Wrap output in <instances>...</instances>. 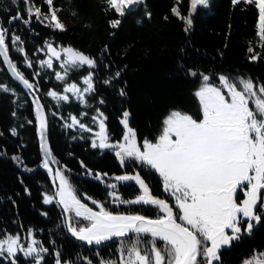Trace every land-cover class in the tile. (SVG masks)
<instances>
[{
  "label": "trees",
  "instance_id": "1",
  "mask_svg": "<svg viewBox=\"0 0 264 264\" xmlns=\"http://www.w3.org/2000/svg\"><path fill=\"white\" fill-rule=\"evenodd\" d=\"M29 2L48 12L44 0ZM54 6L61 9L58 17L66 31L47 27L34 16L30 23H23V19H28L24 0L15 3L0 0V25L8 30L6 43L12 62L37 86L35 90L46 106L51 151L59 162L57 166L65 172L82 201L97 209L92 200L103 203L113 213L151 218L160 214L155 206H143L141 211L137 204L113 202L109 195L113 190L107 185L112 184L115 176L135 172L143 173L149 188L176 209L175 199L165 191L163 180L154 169L130 158L121 165L113 150L91 147L99 131L98 120L93 118L98 112L103 113L110 139L116 142L122 140L125 131L122 114L128 111L129 126L135 130L138 142L142 144L145 139L155 142L170 111L202 117L194 95L203 82L202 75H208V82L222 89L220 75L236 83L243 77L251 78L257 85L264 84V49H260L256 36L258 9L243 2L233 6L231 0H209V6H198L193 25L186 32L185 21L174 15L172 8L179 7L181 14L187 15L190 0H180L179 4L177 0H143L123 17L114 10H106L103 0H54ZM17 13L23 19L9 22ZM113 19L121 20L117 28L110 26ZM12 36H20L22 43L13 44ZM48 44L57 49L71 46L80 50L96 60V67L83 66L65 75L61 67L64 59L56 61L51 69L41 66L40 62L49 57ZM20 47L23 52L18 51ZM249 47L260 53L261 58L251 60ZM27 61H31V67ZM191 72L197 75L192 76ZM56 73L65 75L64 80H57ZM89 73L93 76L94 91L85 94L86 102L72 93H67L69 101H57L47 95L50 91L65 94L63 89L68 83L86 87L83 78ZM0 83L15 93L0 90V238L5 234L20 235L23 241L24 237L33 236L48 249L55 263L57 259L64 263L85 257L84 250L93 248L72 241L63 228L54 200L51 204L44 203L45 194L53 195V186L51 176L41 169L37 116L29 95L12 80L1 57ZM72 116L93 131L89 133L78 125L68 128ZM12 129L16 130L15 135ZM13 157H20L22 163ZM86 169L93 174L108 175L102 182L89 181L86 179L94 175L87 174ZM137 187L133 185L128 190L118 186L116 191L120 199L132 200L140 194ZM238 197V202L243 199L239 194ZM68 220L77 227L88 223L74 213H68ZM29 231L32 236H28ZM260 253H264V217L252 238L246 236L221 251L219 264H244ZM4 261L0 257V264ZM18 262L28 264L23 258Z\"/></svg>",
  "mask_w": 264,
  "mask_h": 264
},
{
  "label": "snow or ice",
  "instance_id": "2",
  "mask_svg": "<svg viewBox=\"0 0 264 264\" xmlns=\"http://www.w3.org/2000/svg\"><path fill=\"white\" fill-rule=\"evenodd\" d=\"M103 2L106 10H114L123 17L126 11L142 4L143 0ZM242 2L258 9L256 36L260 49H264V0H231L233 6ZM24 3L28 19H23L17 13L10 17L9 22L23 19V23L28 24L34 16L47 27L58 31L67 30L58 17L61 9L54 6V0H44L48 12H43L41 7L32 5L29 0H24ZM179 3L180 0H177ZM198 6H209V0H190V12L187 15H182L179 7L172 8L173 14L185 21L186 32L193 25V14L197 12ZM109 23L112 28H117L121 20L113 19ZM7 38L8 30L0 26V57L4 58L16 80L25 88L34 90L37 86L10 59ZM18 42L22 43L20 36H12V43ZM18 51L23 52L24 49L20 47ZM47 51L50 56L40 62L41 66L51 69L53 58L60 61L63 55L65 59L61 67L65 75L69 70L83 66L96 67L95 59L71 46L57 50L48 44ZM247 51L252 54L249 57L251 60L261 58L253 47ZM27 64L28 67L32 66L31 61H27ZM65 75L56 73V79L64 80ZM119 75V72L115 73L116 77ZM191 75L196 76L197 73L191 72ZM209 80L208 75H202L203 82L194 93L202 117L194 118L179 110L170 111L163 120V127L155 142L147 139L142 144L138 142L135 130L129 126L128 111L122 114L121 124L125 131L121 141L111 142L102 112L93 118L98 120L99 131L91 142L92 148L111 149L121 165L130 158L146 164L162 177L164 189L174 197L177 211L164 199L155 197L138 173L114 177L118 182L131 181L138 185L140 194L135 199L122 200L116 191L117 184L107 185L113 190L109 193L113 202L155 206L160 213L155 218L113 213L95 200L92 203L98 205V210L84 203L65 172L60 167L53 170L51 166L59 162L53 157L47 143V117L43 106L37 102L42 167L52 174V182L57 188L54 195L45 194L44 203L51 204L58 197V203L66 213H74L76 218L87 221L86 226L77 227L69 220V228L73 236L89 245H100L113 238H129L120 241L118 262L107 260L101 261V264H219L222 248L231 246L233 241L241 238L242 233L250 235L254 226L261 223L264 213V84L257 85L251 78L243 77L238 78L239 83H236L220 75L223 89L227 90L225 93L221 87L209 83ZM83 84L86 87L68 83L63 89L65 94L50 91L47 95L57 101H69L67 93H72L78 100L86 102L85 94L94 91L91 73L83 78ZM0 90L15 95L2 83ZM121 95H124L123 91ZM70 119L68 128L78 125L84 131H93L77 117L72 116ZM12 133L15 135L16 130L12 129ZM13 159L22 163L20 157ZM81 165L86 168L83 162ZM86 172L101 181L108 175L93 174L90 169H86ZM238 193L243 197L239 202ZM28 236H32L31 231ZM21 241L20 235L5 234L0 238V257L17 264V254L22 253L24 257H31L33 264H42V254L48 249L34 238L27 246ZM157 241L162 242V246H158ZM56 264H61V261L57 259ZM244 264H264V253L254 255Z\"/></svg>",
  "mask_w": 264,
  "mask_h": 264
},
{
  "label": "flooded vegetation",
  "instance_id": "3",
  "mask_svg": "<svg viewBox=\"0 0 264 264\" xmlns=\"http://www.w3.org/2000/svg\"><path fill=\"white\" fill-rule=\"evenodd\" d=\"M64 59V57H61V61ZM223 91H225L226 93V89H222ZM250 106H252L250 104ZM139 174L141 176V178H143L146 182V178L144 177V174L143 173H139V172H135V173H129L128 175H133V174ZM86 180H89V181H95L96 178H87ZM98 182H102L101 180H98ZM112 183H116L117 184V187H124L126 189H130L133 185H136L134 182H131V181H128V182H124V181H116L115 179L113 181H111ZM148 184V182H146ZM137 186V185H136ZM150 187V186H149ZM137 189L139 190V188L137 187ZM152 193H154L156 196L158 195L157 192H155L152 188H150ZM140 191V190H139ZM135 199V198H134ZM120 204V203H119ZM118 204V205H119ZM130 205V204H129ZM137 205H140V208H141V211L143 209V206H146V205H143V204H137ZM91 207H94L95 209H97V207L95 206H91ZM121 207V206H120ZM127 207V206H125ZM133 208H135V206H132ZM98 210V209H97ZM263 214V213H262ZM258 229V228H257ZM256 229V225L254 226L253 228V231L252 233L249 235L247 234L246 232L245 233H242L241 235V238L239 240H236V241H240L241 239L244 240L246 238V236H250L251 238L254 236V233L257 231ZM31 239H33V236L29 239H25L23 241H21L22 243L25 244V246H27L30 242H31ZM35 239V238H34ZM145 240L148 239V237H144ZM124 240H128V239H124ZM235 242V241H233ZM232 242V244H233ZM157 244L158 246H162V244L157 241ZM231 244V245H232ZM119 248H120V241L117 242V243H114V244H111L109 245V247L107 248H98V249H86L84 250L82 256H85V257H78L75 259V261H66L64 263H61V264H88V261H91V264H101V261H107V260H113V261H119ZM224 248H231V246L229 247H224ZM222 248L221 251L224 249ZM43 261H42V264H47V261H48V264H56L55 263V260L51 261V256L49 255V252H46V253H43ZM259 255V254H258ZM2 258V257H1ZM20 258H23L26 260V262L28 264H33L32 262V258L31 257H24L22 253H18L17 254V257H16V260H17V264L19 263L18 262V259ZM4 261V264H11V262L7 259H4L2 258Z\"/></svg>",
  "mask_w": 264,
  "mask_h": 264
},
{
  "label": "water",
  "instance_id": "4",
  "mask_svg": "<svg viewBox=\"0 0 264 264\" xmlns=\"http://www.w3.org/2000/svg\"><path fill=\"white\" fill-rule=\"evenodd\" d=\"M0 26H1V25H0ZM57 50H58V49H57ZM8 55H9L10 59L12 60L10 51H9ZM48 55L50 56V53H49V52H48ZM48 58H49V57H48ZM1 60L4 62L5 67H6V70H7V73L10 75V77H11L12 80L15 82V84L18 85L22 90H24V92H25L27 95H29V97H30V99H31V101H32V104H33V107H34V111H35V113H36V108H37V102H38L40 105L43 106V110H44V112H45V114H46V117H47V143H48V145H49V147H50V149H51L50 129H49V117H48V113H47L46 106H44V104H43V100H42L41 96L38 95V93L36 92L35 89H34V90H29V89L25 88V87L23 86V84H22L20 81L16 80L15 77H14V75L12 74V72L9 70V67H8L7 63L4 61V58H3V57H1ZM56 61H57V60H55V59L53 58V64H54ZM60 61H61V60H60ZM13 63H14V62H13ZM36 116H37V115H36ZM37 129H38V132H37V133H38V141H39V152H40V154H41V160L43 161V152H42L41 147H40V136H39L40 129H39V121H38V118H37ZM51 152H52V151H51ZM52 155H53V152H52ZM51 166H52L53 170H55V169L58 167L57 164H53V165H51ZM41 169L47 171V170L44 169L43 167H41ZM47 172H48V171H47ZM48 174L51 175V180H53L52 174H50L49 172H48ZM52 186H53V195H54L55 192L57 191V188H56V185L53 184V182H52ZM150 190H151V189H150ZM151 192H152V191H151ZM152 194H153L155 197H158V198H160V199H163V198L160 197V196H156L154 193H152ZM164 200H165L166 202H168V203L170 204V206H172V207L174 208V205L171 204L167 199L164 198ZM54 203L57 205V207H58V209H59V211H60V219L62 220V225H63L64 230H65L66 233H67V236H68L72 241L77 242V243H79L80 245H82V246H84V247H86V248H87V247L94 248V249H98V248H106V247H109V245H111V244H114V243H117V242L121 241V239H129V238H127V237H126V238H113L112 240H110V241H106V242H103V243L100 244V245H96V244H91V245H89V244H87L85 241H81V240H79L77 237H75V236L72 235V233H71V231H70V228H69L68 213H66V212L64 211L62 205H60V204L58 203V197L54 200ZM85 203H86V202H85ZM86 204H87V203H86ZM87 205H88L89 207H91L89 204H87ZM91 208H93L94 210H97V209H95L94 207H91ZM174 211H176L175 208H174ZM262 217H264V213L262 214ZM260 225H261V223L256 224V229L259 228Z\"/></svg>",
  "mask_w": 264,
  "mask_h": 264
},
{
  "label": "rangeland",
  "instance_id": "5",
  "mask_svg": "<svg viewBox=\"0 0 264 264\" xmlns=\"http://www.w3.org/2000/svg\"><path fill=\"white\" fill-rule=\"evenodd\" d=\"M60 19V18H59ZM60 21L63 23V21L60 19ZM94 138H96V137H94ZM111 140V139H110ZM111 142H112V140H111ZM105 150V149H104ZM51 176V175H50ZM162 178V177H161ZM163 180V179H162ZM239 194V193H238ZM171 196V195H170ZM172 197V196H171ZM174 198V197H173ZM225 247H229V246H225Z\"/></svg>",
  "mask_w": 264,
  "mask_h": 264
}]
</instances>
